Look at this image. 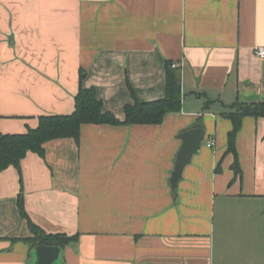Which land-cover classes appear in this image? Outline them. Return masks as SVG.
I'll use <instances>...</instances> for the list:
<instances>
[{"label":"crops","instance_id":"1","mask_svg":"<svg viewBox=\"0 0 264 264\" xmlns=\"http://www.w3.org/2000/svg\"><path fill=\"white\" fill-rule=\"evenodd\" d=\"M258 47L264 0H0L3 134L71 114L81 85L123 119L128 84L149 102L165 96L166 61L182 75V110L161 125H83L79 143L0 174V264H31L20 195L47 234L79 235L63 264H264V121H243L235 179L223 117L264 102ZM196 128L201 151L173 191L179 135Z\"/></svg>","mask_w":264,"mask_h":264},{"label":"trees","instance_id":"2","mask_svg":"<svg viewBox=\"0 0 264 264\" xmlns=\"http://www.w3.org/2000/svg\"><path fill=\"white\" fill-rule=\"evenodd\" d=\"M175 64L177 63L173 61L165 62V96L162 99L140 102L128 84L134 103L125 106L123 119L105 110L104 102L98 98L95 88L86 89L81 85L75 97V110L71 114L41 116L36 128H30L22 134H3L0 131V174L11 166L20 171L21 162L29 152L45 157V145L51 141L74 139L79 143L83 125H161L167 115L180 113L182 110V75L179 67H173ZM85 77V72L81 71V84ZM223 117L233 124V129L228 134L227 154H233L235 157L232 170L236 179L242 176L236 148L237 137L245 118L264 121V102H236L227 108ZM19 208L31 232V236L24 239L30 244L31 249L36 246H58L64 249L78 242L79 235L47 234L37 226L25 211L22 195L19 196Z\"/></svg>","mask_w":264,"mask_h":264},{"label":"water","instance_id":"3","mask_svg":"<svg viewBox=\"0 0 264 264\" xmlns=\"http://www.w3.org/2000/svg\"><path fill=\"white\" fill-rule=\"evenodd\" d=\"M179 139L182 140V146L177 153L170 179L173 191L177 190L185 168L192 162L193 157L200 153L205 131L201 128L192 129L181 133ZM31 264H63V249L58 246H36L32 251Z\"/></svg>","mask_w":264,"mask_h":264},{"label":"built area","instance_id":"4","mask_svg":"<svg viewBox=\"0 0 264 264\" xmlns=\"http://www.w3.org/2000/svg\"><path fill=\"white\" fill-rule=\"evenodd\" d=\"M256 55L261 59L264 60V47H258L255 50ZM173 67H178V64H175ZM212 144H209L211 146Z\"/></svg>","mask_w":264,"mask_h":264}]
</instances>
